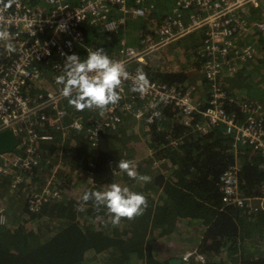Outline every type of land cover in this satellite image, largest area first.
Segmentation results:
<instances>
[{"label":"trees","instance_id":"16d2710c","mask_svg":"<svg viewBox=\"0 0 264 264\" xmlns=\"http://www.w3.org/2000/svg\"><path fill=\"white\" fill-rule=\"evenodd\" d=\"M145 2L153 4L151 12L128 17L126 24L115 33H102L97 26L82 24L83 43L103 49L107 55L116 53L123 39L128 45L138 46L147 27L160 22L171 11L175 0ZM3 3L8 8L10 0ZM254 12L251 10V14ZM196 47L185 55L189 58L187 62L195 65L199 60ZM261 55L263 59L256 69L237 73L230 79L232 83L225 86L234 98L225 102V109L238 122H243L246 114L237 99L254 100L264 108V44ZM58 61L53 54L37 64L51 77V67ZM141 69L147 78L169 85L188 87L190 83L184 70L160 71L150 64ZM36 84L29 83L28 90L39 92ZM203 86V92L196 98L199 110L208 105L207 83ZM158 110L159 115L153 122L137 127L149 150L145 164L143 161L136 170L140 175L151 177L149 182L130 179L116 167L119 160H126L114 142L121 130L120 123L114 129L102 127L94 146L85 136V127L80 132L71 130V139H77L84 151L77 161L66 163L71 171L57 172L58 180L53 185L61 195L50 196L39 211L33 212L28 205L33 191L25 189L28 184L25 180L29 178L34 183L40 178L38 173L48 174L56 163L50 145L57 141L56 146L60 147V131L49 127L47 132L55 139L40 144L39 164L31 170L17 168L8 176L0 177V196L6 208V219L0 224V264H167L168 258L181 257L195 246L205 264H264V209L224 205L219 189L220 175L236 163L240 193L246 197H264L260 153L248 144L238 143L235 147L233 134L225 132L224 124L211 126L201 133L178 121L173 108L159 106ZM94 114L89 109L79 111L68 107V117L81 115L86 125ZM122 117L121 114V120ZM171 140L173 143L167 146L165 142ZM17 151L15 148L10 154ZM3 155L0 154V159ZM14 174L23 176L20 187H3L11 182ZM114 175L118 184L134 192L141 191L148 201L142 215L132 220L122 218L118 225L111 223L105 207H97L91 200L80 203L78 196L79 190L83 194L104 190L116 181ZM69 187L72 192L64 195Z\"/></svg>","mask_w":264,"mask_h":264},{"label":"built area","instance_id":"2783aa9c","mask_svg":"<svg viewBox=\"0 0 264 264\" xmlns=\"http://www.w3.org/2000/svg\"><path fill=\"white\" fill-rule=\"evenodd\" d=\"M258 4L259 0H175L171 11L160 22L147 27L142 34L141 46L134 47L120 40L116 53L108 55L125 65L130 78L122 81L117 89L121 97L117 104L110 105L103 113L89 109L95 114L90 115L86 125L81 115L70 122L64 121L67 110L62 103L66 98L60 93L62 86L56 83V78L64 73L67 57L75 55L83 60L89 50L97 49L83 43L84 33L80 26L87 23L97 26L99 32L115 33L126 24L128 17L146 15L153 5L144 0H36L34 3L10 0L7 8L0 0V30L10 34L9 40H0V57L3 58L0 59V132L12 130L18 139L15 148L19 151L5 154L4 159H0V177L8 176L10 170H31L39 164L40 144L54 139L47 132L49 127L59 128L63 134L72 129L80 132L85 127V136L94 146L100 129L104 126L114 129L121 122V114L151 123L159 115V106L173 108L178 121L201 133L211 126L224 124L225 132L233 134V145H250L262 156L264 168V108L256 101L237 99L246 117L243 122L236 121V116L225 109V102L234 98L221 85V81L235 73L238 62L258 54L253 42L240 43L238 39L249 25L264 36V21L247 19L248 7ZM195 32L200 34L201 44L196 47V53L209 93L204 109L199 110L189 86L169 85L146 77L147 91L143 94L133 91L131 78L138 69L151 63L150 52H157L175 39ZM9 43L14 51L8 50ZM80 48L84 51L80 52ZM53 54L59 61L52 65L53 75L48 77L37 62ZM42 80L56 90L44 86H40L39 92L28 90L29 83ZM165 143L168 146L173 141ZM61 147L57 155L59 161ZM57 172L52 169L39 189L29 195L31 211H39L48 197L58 194V188L53 185L58 180ZM22 181L21 174H14L5 187L18 189ZM237 181V164L233 163L219 177L222 202L264 208V197L239 195ZM255 200L257 203L253 204ZM5 216V208L0 207V224L4 223ZM182 260L185 264H195L204 261V257L195 249L183 254Z\"/></svg>","mask_w":264,"mask_h":264},{"label":"clouds","instance_id":"9594fccd","mask_svg":"<svg viewBox=\"0 0 264 264\" xmlns=\"http://www.w3.org/2000/svg\"><path fill=\"white\" fill-rule=\"evenodd\" d=\"M9 39L7 30H0V40ZM7 48L14 51L10 43ZM64 69V73L56 78V83L62 86L61 95L79 111L97 109L103 113L110 105L117 104L121 98L117 89L121 87L122 81L130 78L125 65L111 59L103 49L89 50L87 58L83 60L75 55L67 57ZM131 79L133 91L141 94L147 91L148 81L142 69H138ZM116 167L130 179L142 182L151 180V177L140 175L130 160L121 159ZM82 200H91L95 206L105 207L113 225H118L122 218L132 220L142 215L148 205L142 193L131 191L118 183H112L104 190L86 192Z\"/></svg>","mask_w":264,"mask_h":264},{"label":"rangeland","instance_id":"374dc122","mask_svg":"<svg viewBox=\"0 0 264 264\" xmlns=\"http://www.w3.org/2000/svg\"><path fill=\"white\" fill-rule=\"evenodd\" d=\"M256 7H260V4H258V6H256ZM251 37H254V39H257V42L259 40L264 39V36L262 35V33L258 32L251 25L248 26V28L244 31V33L242 35H240L238 37V39L241 40L240 43H244V42L251 43L253 40V39L251 40ZM139 41H141V40H139ZM137 42H138V40H137ZM199 44H201L200 43V34L198 32L190 33L188 35H184L178 39H175L174 41L168 43L167 45H165L163 47H160L157 52H155V51L150 52L151 54L149 55L151 57L150 65L152 67H155L156 69H158L160 71H171V72H182L183 70H184V72L186 71L188 74V78L190 79V83L188 86L192 89V91L195 95V98H197L201 94L200 92H203V90H204L203 84L204 83L206 84V80L203 77L202 70L198 65V61H196L197 65L193 64L191 61L187 62V60H189V58L186 57L185 55L187 54V51L191 52L193 47H196ZM140 46H141V42H140ZM257 56H258V54H257ZM257 56L255 58H251L249 60H246V61H243L240 63L238 62L237 67H239L242 63H245L247 61H252V59H253V61L256 60ZM241 71H242L241 69L239 70V68H236L235 73L234 74L231 73L230 76L228 75L227 79L234 77L237 73H239ZM223 78H225V75L223 76ZM36 86H38V88H40V86L41 87L44 86V87H48V88L51 87L49 82H46L45 80H42V82H38L36 84ZM52 90H56V89L51 87V91ZM122 115H123V117H122V120H121L120 125H119V128L121 130L119 131L117 137H115V141H114L115 146H117L119 148L122 156H124L126 158V160H130L134 163V165L137 169L138 167H140V164L142 166L143 161L145 164V158H146L145 156L149 150L147 142L145 140V137L143 136V133L140 130H138V128H137L140 124H144V121H142L140 119L135 120L134 117H130L129 114H122ZM56 142L57 141H53V143L50 145L51 153L53 156L57 155L59 152V148H58V146H56ZM72 145H73V142H70L69 146H72ZM85 148H87V147H85ZM4 155L2 156L1 159H4L3 158V157H5ZM52 169L54 171H60V170L66 171L67 166L66 165L64 166L59 161L58 163H54V166L52 167ZM10 171L12 172V170H10ZM49 174H46L45 172L38 173V176L40 178L35 180L34 183L31 179L26 178L25 181L28 184L25 187V189L28 188L29 191H33V192L36 191V189L41 186V181L46 180L51 175V174L50 175ZM114 176L116 178V181L114 183H117V181H118L117 176L116 175H114ZM237 183H238L237 184L238 194L241 195V193L239 191L240 190L239 189V182L237 181ZM3 187H5V185ZM70 188L71 187H69V190L66 193H64V195H67V194H69V192L70 193L72 192V191H70ZM138 189H140V187H138ZM139 193H141V191H139ZM78 194H79L78 195L79 201H80V203H82L83 202L82 190H79ZM255 202L257 203V200H255ZM253 204H254V201H253ZM0 207L5 208V201L3 200V197H1V196H0ZM195 249H197L196 246L193 249L186 250L185 252H183V254H185L188 251H193ZM177 256H179V255H177Z\"/></svg>","mask_w":264,"mask_h":264},{"label":"water","instance_id":"95a60500","mask_svg":"<svg viewBox=\"0 0 264 264\" xmlns=\"http://www.w3.org/2000/svg\"><path fill=\"white\" fill-rule=\"evenodd\" d=\"M256 20H263L264 21V18H260V19H256ZM253 21V20H252ZM255 45V44H254ZM132 46V45H131ZM140 46V43L138 46H134V47H139ZM259 53V52H258ZM233 78V77H231ZM230 78V79H231ZM230 79H225L224 81H221V85L222 87L226 90L225 86H228L230 83H232V81H230ZM227 91V90H226ZM228 93V91H227ZM229 94V93H228ZM230 95V94H229ZM231 97V95H230ZM62 105L65 107V109L67 110V115L65 117V122H70L72 118L76 117V116H73V117H68V107H72L73 109H76L74 106H72L71 104H69L67 102V99L65 101H63ZM77 110V109H76ZM64 122V123H65ZM59 131H60V136L58 137V139L60 140V145L62 146L61 147V150H62V157L60 159V162L65 166L66 163H70V162H74V161H77L81 155V153L84 151V148L82 146L79 145V143L77 142V139H71V132H67L65 134H63V131L60 130L59 128H57ZM73 130V129H72ZM49 131V129H48ZM71 131V130H70ZM55 139V138H54ZM53 139V140H54ZM17 137L16 135L14 134V132L10 129H5L3 131L0 132V154H8V153H11L13 149H15V147L17 146ZM52 140V141H53ZM70 142H73V145L72 146H69L68 144ZM75 145V146H74ZM41 146V145H40ZM58 155V154H57ZM55 155L54 158L55 160H53V162H59L58 159V156ZM86 159H89V158H86ZM233 164V163H232ZM231 165V164H230ZM67 166V165H66ZM67 170L68 171H71L69 166H67ZM75 173V172H74ZM42 184V183H41ZM39 189V188H38ZM61 191V190H60ZM62 192H59L58 191V194L57 195H61ZM49 199V197L47 198ZM46 199V200H47ZM45 200V201H46ZM261 209H264V208H261ZM182 257H179V256H172L170 258L167 259V264H185L182 260ZM195 264H205L204 261H197Z\"/></svg>","mask_w":264,"mask_h":264},{"label":"crops","instance_id":"0c3cea01","mask_svg":"<svg viewBox=\"0 0 264 264\" xmlns=\"http://www.w3.org/2000/svg\"><path fill=\"white\" fill-rule=\"evenodd\" d=\"M40 4V3H39ZM259 4L260 7H248V11H249V15L247 16V19L250 20H256V19H260V18H264V0H259ZM42 6L45 8L46 6L44 4H42ZM251 10L255 11L253 14H251ZM253 39V40H252ZM252 42L257 46L258 49V56L257 59L253 61H247L245 63H242L238 68L239 70L241 69V72H245V69H256V66L258 64V62H260L259 60L263 59L262 55H261V48L264 44V39L263 40H259L257 42V39H254V37H251ZM90 185V184H89ZM84 195V194H83ZM83 203V202H82Z\"/></svg>","mask_w":264,"mask_h":264},{"label":"flooded vegetation","instance_id":"af4514ba","mask_svg":"<svg viewBox=\"0 0 264 264\" xmlns=\"http://www.w3.org/2000/svg\"><path fill=\"white\" fill-rule=\"evenodd\" d=\"M141 41H139V43H140ZM240 191V190H239ZM243 197L245 196V195H243V194H241ZM224 204V203H223ZM224 205H227V204H224Z\"/></svg>","mask_w":264,"mask_h":264},{"label":"bare ground","instance_id":"6f19581e","mask_svg":"<svg viewBox=\"0 0 264 264\" xmlns=\"http://www.w3.org/2000/svg\"><path fill=\"white\" fill-rule=\"evenodd\" d=\"M149 51V50H148ZM148 51H145V52H148Z\"/></svg>","mask_w":264,"mask_h":264}]
</instances>
